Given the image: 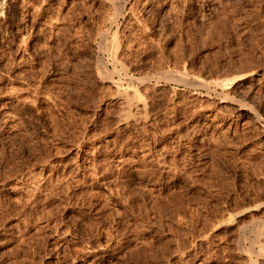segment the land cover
Instances as JSON below:
<instances>
[{"label": "rangeland", "instance_id": "rangeland-1", "mask_svg": "<svg viewBox=\"0 0 264 264\" xmlns=\"http://www.w3.org/2000/svg\"><path fill=\"white\" fill-rule=\"evenodd\" d=\"M111 3L0 0V264H264V0Z\"/></svg>", "mask_w": 264, "mask_h": 264}, {"label": "bare ground", "instance_id": "bare-ground-1", "mask_svg": "<svg viewBox=\"0 0 264 264\" xmlns=\"http://www.w3.org/2000/svg\"><path fill=\"white\" fill-rule=\"evenodd\" d=\"M109 2V3H111L109 0H106V2ZM114 1H116V0H112V2L114 3ZM119 1V0H118ZM113 3H111L110 4V7H111V5L113 4ZM120 5V4H119ZM115 6H117L116 8H118V5H115V3H114V8H115ZM3 8V7H2ZM119 9V8H118ZM119 11V10H118ZM1 12V11H0ZM115 13H117V12H115ZM30 14V13H29ZM24 17V16H23ZM28 18V17H27ZM31 18V17H30ZM23 20V19H22ZM25 20V19H24ZM114 20L115 19H113V21L112 22H114ZM24 22V21H23ZM28 22V21H27ZM111 22V23H112ZM113 24V23H112ZM109 31V30H108ZM107 31V32H108ZM111 32V31H110ZM113 33L112 34H115L116 35V33H114V31H112ZM118 34V33H117ZM115 35H112L113 37H115ZM105 36V35H104ZM118 35H116V37H117ZM113 37H111V39H112V41L111 42H113L114 43V45H113V48L115 49H113L115 52H117L116 50H118L117 48H119V43H118V39H116V38H114L113 39ZM106 38V37H105ZM117 38H119V37H117ZM105 40H107V39H105ZM103 42V41H102ZM105 44V43H104ZM116 54V53H115ZM114 54V55H115ZM104 64H105V62H104ZM102 66V65H101ZM104 66H106V65H104ZM97 68V67H96ZM102 68V67H101ZM100 70V69H99ZM102 70V72L101 73H104L103 71V69H101ZM107 70V69H106ZM95 71H96V69H95ZM108 72V71H107ZM97 73H100V72H97ZM111 74V73H110ZM113 74V73H112ZM112 74H111V77H112ZM126 74V73H125ZM96 75V74H95ZM97 75H100L101 77H103L104 75H101V74H97ZM108 75V74H107ZM106 75V76H107ZM104 77V78H106L107 79V77H108V79H109V75L107 76V77ZM131 76V75H130ZM1 77V76H0ZM110 77V78H111ZM114 77V76H113ZM112 77V78H113ZM119 77V76H118ZM170 77H172V76H170ZM177 77V76H176ZM103 78V79H104ZM130 78V77H129ZM181 78V77H180ZM185 77H183V79H184ZM120 79V78H119ZM145 79V78H144ZM105 80V79H104ZM118 80V79H117ZM117 80H115V82H117ZM130 85L128 86V87H124L123 85H121V84H119V82H117V83H113L114 84V86L116 87V89H117V91H118V97H119V99L121 100V102L125 105V109H124V118L127 120V119H129V118H131L132 120H135V121H139V120H142V118H144V116H142L141 114H144V113H142V110L146 107V104H145V102H144V100H143V96H142V94L140 93V91L139 90H137V88H139V87H137V85H135L136 83H141V84H144L145 82H143V80L142 81H140V79L138 80V79H136V77H131L130 79ZM181 80H182V78H181ZM108 81V80H107ZM110 81V80H109ZM113 82H114V79L112 80ZM111 81V82H112ZM119 81V80H118ZM124 81V80H123ZM146 81V80H145ZM184 82L186 81V79L185 80H183ZM120 83H122V82H120ZM190 83V82H189ZM188 83V81H187V83H186V85L187 84H189ZM140 84V85H141ZM194 86L195 87H198L195 83H194ZM193 86V88H195ZM135 90H137V91H135ZM138 91H139V93L141 94H139L138 93ZM208 93V92H207ZM208 95V94H207ZM229 96H227V97H225V98H228ZM224 98V97H223ZM222 98V99H223ZM220 99V98H219ZM221 99V100H222ZM236 99V98H235ZM231 100V99H230ZM223 101H225V100H223ZM232 102H233V100H232ZM234 103H235V101H234ZM238 103H240V102H238ZM242 104V103H241ZM245 105V104H244ZM243 104L242 105H240V108L241 107H243L244 106ZM246 107V106H245ZM254 108V107H253ZM250 109V108H249ZM144 112V111H143ZM249 112L250 113H252V114H254L255 112H253L252 111V109L251 110H249ZM255 115V114H254ZM258 118V117H257ZM261 118V117H260ZM130 120V119H129ZM261 159V158H260ZM261 164V163H260ZM211 176V175H210ZM246 178V177H245ZM226 182V181H225ZM226 184V183H225ZM172 193V192H171ZM180 193V192H179ZM216 194V193H215ZM186 198V197H185ZM216 198V197H215ZM163 200V199H162ZM168 201V200H167ZM157 202V201H156ZM164 203V202H163ZM197 203V202H196ZM173 204V203H172ZM157 205V204H156ZM155 205V206H156ZM262 205V204H261ZM264 205V204H263ZM152 206V205H151ZM258 206V205H257ZM171 208V207H170ZM212 208V207H211ZM187 209V208H186ZM225 209V208H224ZM248 209H250V208H248ZM248 209H246V210H248ZM159 210V209H158ZM163 211V210H162ZM170 211V210H169ZM231 211H233V210H231ZM176 212V211H175ZM215 212V211H214ZM230 212V211H229ZM220 214V213H219ZM230 215V214H229ZM233 216V215H232ZM236 216H238V215H236ZM205 217V216H204ZM231 217V216H230ZM217 218V217H216ZM232 218V217H231ZM172 219V218H171ZM208 219V218H207ZM222 218H220V220H221ZM225 219V218H224ZM218 220V219H217ZM226 220H231V219H226ZM173 221H175V220H173ZM219 221V220H218ZM210 223H211V221H210ZM224 223V222H223ZM230 223V222H229ZM183 225V224H182ZM203 226V225H202ZM213 226V225H212ZM217 226V225H216ZM203 228V227H202ZM237 228H238V226H237ZM147 229V228H146ZM210 229V228H209ZM234 229V228H233ZM242 229V228H241ZM240 229V230H241ZM259 229H261V228H259ZM262 230V229H261ZM233 231H235V230H233ZM183 232V231H182ZM239 232V231H238ZM235 233V232H234ZM240 233V232H239ZM238 233V234H239ZM250 233V232H249ZM187 234V233H186ZM243 233H241V235H242ZM257 234V233H256ZM180 235V234H179ZM210 235V234H209ZM227 235V234H226ZM225 235V236H226ZM240 235V234H239ZM239 235H238V237H237V239L239 238ZM244 235H246V234H244ZM254 235V234H253ZM237 236V235H236ZM248 236V235H247ZM257 236V235H256ZM244 237V236H243ZM242 238V237H241ZM243 239H246V237L245 238H243ZM262 239H264V230L262 231V233H261V235H258V239H257V241H258V243H259V241H260V244H261V242H262ZM147 240V239H146ZM177 240V239H176ZM244 241H246V240H244ZM244 241H243V243H242V241H241V243L242 244H244ZM254 241V240H253ZM175 242V241H174ZM182 242V241H181ZM183 242H185V241H183ZM240 242V241H239ZM238 242V243H239ZM195 243V242H194ZM264 242H262V244H263ZM175 244V243H174ZM178 244V243H177ZM182 244V243H181ZM188 244V243H187ZM155 246V245H154ZM163 246V245H162ZM165 246V245H164ZM240 246V245H239ZM244 245H242L241 247L243 248L242 250L247 254H250V255H252L250 252H252L251 250H252V247L254 248V245H252V247H251V250H249V252H246V251H248L247 250V248L245 249L244 247H243ZM263 246V245H262ZM236 247V246H235ZM261 247V246H260ZM176 248V247H175ZM190 248V247H189ZM165 249V248H164ZM224 249V248H223ZM222 249V250H223ZM238 249V248H237ZM245 249V250H244ZM240 250V249H239ZM230 251V250H229ZM254 251V250H253ZM263 251V250H262ZM177 252V251H176ZM243 252V253H244ZM257 252H259V254L257 255L256 253H253V254H256V260H257V262L259 261L260 263H264V253H261L260 251H257ZM150 253V252H149ZM179 253V252H178ZM242 253V254H243ZM174 254V253H173ZM184 254V253H183ZM247 254V255H248ZM171 255V254H170ZM239 256V255H238ZM245 256V255H244ZM240 257V256H239ZM246 257V256H245ZM183 258V257H182ZM224 258V257H223ZM240 259V258H239ZM243 260L245 259V258H242ZM247 259V258H246ZM245 259V260H246ZM154 260H156V259H154ZM247 260H249V259H247ZM253 260H255V259H253ZM217 261V260H216ZM250 261H252L251 259H250ZM237 262V261H236ZM244 262V261H243ZM256 262V261H255ZM167 263V262H166ZM244 263H246V262H244ZM250 263V262H249ZM253 264H254V262H252ZM255 264H257V263H255Z\"/></svg>", "mask_w": 264, "mask_h": 264}]
</instances>
